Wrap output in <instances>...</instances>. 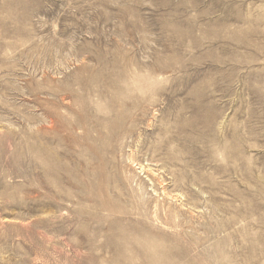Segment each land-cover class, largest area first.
<instances>
[{"label": "rangeland", "instance_id": "1", "mask_svg": "<svg viewBox=\"0 0 264 264\" xmlns=\"http://www.w3.org/2000/svg\"><path fill=\"white\" fill-rule=\"evenodd\" d=\"M0 264H264V0H0Z\"/></svg>", "mask_w": 264, "mask_h": 264}]
</instances>
